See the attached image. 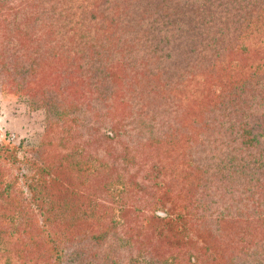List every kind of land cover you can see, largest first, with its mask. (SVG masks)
Returning <instances> with one entry per match:
<instances>
[{"label": "trees", "instance_id": "obj_1", "mask_svg": "<svg viewBox=\"0 0 264 264\" xmlns=\"http://www.w3.org/2000/svg\"><path fill=\"white\" fill-rule=\"evenodd\" d=\"M0 86L46 115L0 139V264H264V0H0Z\"/></svg>", "mask_w": 264, "mask_h": 264}, {"label": "rangeland", "instance_id": "obj_2", "mask_svg": "<svg viewBox=\"0 0 264 264\" xmlns=\"http://www.w3.org/2000/svg\"><path fill=\"white\" fill-rule=\"evenodd\" d=\"M45 116L44 110H34L29 108L26 97L14 93L3 92L0 86V139H4L11 146L19 148L17 154L20 159L24 156V150L38 145L45 130ZM252 124V136L254 140L257 139L259 141L261 148H264V129L259 125L255 126V122ZM27 155L29 156L28 153ZM237 195V193H234L231 196L236 197ZM227 198L228 193L225 202ZM97 202L104 204L102 201ZM221 203L223 204V202ZM235 213L239 212L231 210L228 213L227 217H230L228 218V221L235 217L233 216ZM155 215L165 217V213L162 211L155 212ZM245 215L246 214H244V216ZM111 218L116 220L119 224L122 223L120 212H118V210H115L113 214H111ZM129 219L130 217H128V220ZM115 243L116 240L111 238L99 243L89 241L79 242L73 248L68 250L67 254L69 255L70 253V257L64 258L62 263L103 264L106 256L102 257V255L109 251V255L120 252L121 257L119 259H126V261H129L131 257H137L140 264H147L145 263L148 260L147 256L156 257L161 254L159 247L156 249L145 248L144 245L136 243L135 241L131 244H121V241H118V248L115 246ZM94 252L97 253V255L92 258L90 253ZM185 258L186 256L180 253V264H186ZM120 264L129 263L121 262Z\"/></svg>", "mask_w": 264, "mask_h": 264}]
</instances>
